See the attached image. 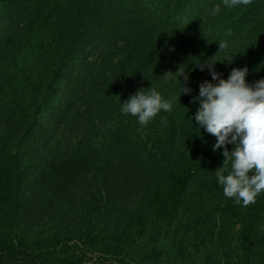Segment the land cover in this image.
Instances as JSON below:
<instances>
[{
  "label": "trees",
  "instance_id": "16d2710c",
  "mask_svg": "<svg viewBox=\"0 0 264 264\" xmlns=\"http://www.w3.org/2000/svg\"><path fill=\"white\" fill-rule=\"evenodd\" d=\"M204 59L223 78L245 66L249 83L264 78V0H0V264H264V194L226 198L223 148L196 128ZM178 64L190 95L159 79ZM152 86L175 99L142 126L121 104ZM41 143L49 160L30 176Z\"/></svg>",
  "mask_w": 264,
  "mask_h": 264
},
{
  "label": "clouds",
  "instance_id": "9594fccd",
  "mask_svg": "<svg viewBox=\"0 0 264 264\" xmlns=\"http://www.w3.org/2000/svg\"><path fill=\"white\" fill-rule=\"evenodd\" d=\"M251 0H223L226 8L248 5ZM221 11L214 6L211 14ZM219 49L228 45L219 41ZM227 60V59H225ZM216 59L201 60L196 67L200 71H209L211 80L199 85L197 96L192 98L198 103L194 114L196 128L216 137L214 151L223 148L224 163L215 171L218 185L223 188L226 198L234 199L235 204L247 207L254 204L257 197L264 194V78L249 83L246 77L249 69L233 68L227 78L215 70ZM230 64L232 60H227ZM168 72L167 79H174ZM182 94H191L193 88L188 85L190 74H182ZM142 89V88H141ZM138 90L121 104V113L137 118L142 126H147L161 111L172 110L174 97L162 96L155 87ZM228 145H234L229 150ZM230 162V168L226 167Z\"/></svg>",
  "mask_w": 264,
  "mask_h": 264
},
{
  "label": "rangeland",
  "instance_id": "374dc122",
  "mask_svg": "<svg viewBox=\"0 0 264 264\" xmlns=\"http://www.w3.org/2000/svg\"><path fill=\"white\" fill-rule=\"evenodd\" d=\"M221 16H223V14L221 13ZM220 18H218V17H213L212 18V21L210 22V27L212 28V29H214V28H216V29H221L222 28V24H221V21L219 20ZM219 27V28H218ZM219 31V30H218ZM233 39V38H232ZM231 39V40H232ZM237 40L238 39H236V40H232V41H230V42H227V49L229 50L228 52H225L224 53V56L222 57V58H225V59H227V60H232V62H233V60H234V58H232V55H230V54H233L234 55V57H236V55H237V53H236V49H239V47H240V44L239 43H237ZM224 59V60H225ZM219 60V59H218ZM227 60H225L224 62H222V63H220V65H219V71H221L222 70V67L223 66H225V65H228V68H230L231 67V65H232V62L229 64L228 62H227ZM228 63V64H227ZM168 72H172V73H170L169 75L170 76H172V77H174V79H167V78H165L164 77V75L166 74V73H168ZM185 72V74H190V77H191V70H190V67H185V66H182V65H175V66H171V67H169L168 69H165V70H163L162 71V73L160 74V77H159V79L160 80H162V85H165L166 87H167V85H166V81L167 80H170V81H173V82H180V86H182V82L184 81V77H183V73ZM188 85L190 86V84H189V81H188ZM53 114L50 112V113H48V117H50V116H52ZM61 126H63V125H61ZM28 150L26 151V153H28V160H29V164H27V167H32L31 168V172H30V176L31 175H33L34 174V169L36 168H38L39 166H42L43 167V165L44 164H47V162H48V160L49 159H47L48 158V154L49 153H46L45 152V150L44 149H41L40 150V148H42L43 146H42V143L40 144V146L38 145V144H30V145H28ZM40 147V148H39ZM32 180L31 181H29L30 182V184H29V186H31V183L33 182V179L34 178H31ZM28 189H30V188H28ZM198 198H199V196H191L190 197V199L192 200V201H190L191 203L193 202V204H192V207L191 206H189L190 207V210H189V212H191V210H192V214H194V215H196V212L195 211H198L197 209H195V211L193 210V208H195L196 206H198V204L199 203H201L200 202V200H198ZM217 198L218 197H216V200H217ZM195 199V200H194ZM58 200L57 199H55L54 201H52V202H50V203H52L51 205H49V208L52 206V207H56V205L58 204ZM214 202V201H213ZM48 208V209H49ZM185 214H186V216L187 215H189V213L187 214L186 212H185ZM49 215V216H48ZM49 218H50V214L49 213H45V215H44V217H43V219H42V221H45V222H47L46 224L47 225H50V221H49ZM217 221H218V224H223V223H225V224H228V221H229V217L228 216H226V215H223V216H218V218H217ZM210 225H212L213 227H214V225L213 224H211V223H209ZM44 226V225H43ZM209 226V225H208ZM46 227H48V226H46ZM202 228V227H201ZM227 228H228V226H227ZM207 229H208V227H207ZM227 229L225 228V231H226ZM224 237L226 238V239H228L229 237H230V234H228V235H224ZM194 242L195 241H192V244L191 243H187L185 246H187V245H190V246H194ZM225 252H227V251H225ZM225 252L224 251H222V252H214L215 253V257L216 258H218V259H220V257H221V255H224L225 254ZM92 256H94V255H92V254H89V257H90V261H89V264H94L93 262H96V257H92ZM98 264V263H97ZM167 264H172V262H168Z\"/></svg>",
  "mask_w": 264,
  "mask_h": 264
}]
</instances>
